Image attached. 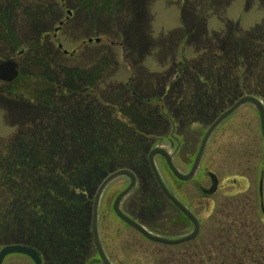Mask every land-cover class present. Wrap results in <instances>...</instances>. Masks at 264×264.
I'll use <instances>...</instances> for the list:
<instances>
[{
	"label": "rangeland",
	"instance_id": "rangeland-1",
	"mask_svg": "<svg viewBox=\"0 0 264 264\" xmlns=\"http://www.w3.org/2000/svg\"><path fill=\"white\" fill-rule=\"evenodd\" d=\"M67 11L70 14L62 30L46 40L44 34L57 27ZM38 36L43 38L36 45ZM88 37L101 41L83 45ZM48 42L54 48L60 44L68 54L54 49L50 52ZM28 44L37 50L28 53V61L19 59L21 80L13 85L0 81L2 156L15 149L36 157L45 141L51 156L67 146L62 140L66 135L68 169L79 168L86 159L84 148L91 146L96 155L111 158L113 148L103 143L111 137L98 135L108 125L128 123L123 114L109 108L110 100L113 94L124 95L129 106L135 102L131 91L137 90L141 97L150 98L142 100L148 102L144 107L149 121L139 118L137 134L144 138L146 147L160 146L173 153L176 167L184 171L186 165L181 158L190 155L178 148L176 138L194 139L198 144L205 125H188L182 102L187 98V104H193L195 118L201 116L205 123L214 111L207 101L216 102L214 107L218 109L225 107L218 99L225 95L223 86L229 83L226 93L236 97L254 92V76L261 69L257 62L264 60V0H0V59L8 58L13 49L15 55L19 50L27 51ZM207 69L211 73L209 81ZM57 79L70 83L78 95L69 96L63 84L54 95ZM197 80L203 86L217 88L207 98L202 95L203 103L188 101L200 84ZM45 90H49L48 97L43 96ZM258 98L264 103V97ZM206 112L207 117L202 115ZM113 160L106 161L113 164ZM154 162L165 185L199 218L200 234L179 247L136 241L112 210L114 198L128 185L126 177H118L104 188L97 210L99 241L112 257L124 254L133 261L125 264H214L218 244L226 240L224 234L247 233L252 228L263 229L264 233L260 210V200L264 208L263 139L258 112L251 104L238 108L212 132L200 161L197 183L182 184L173 178L160 156ZM136 168L141 175L135 192L145 188L153 193L150 175L144 167ZM208 172L218 178L219 189L204 199L198 186H209ZM100 176L97 168H89L78 180L86 184L79 193L89 197ZM63 181L68 179L63 177ZM16 216L10 230L3 228L2 232L0 227V248L22 241L40 246V235L36 237L30 230L22 235L23 217ZM188 229L186 224L185 232ZM2 264L32 262L13 254Z\"/></svg>",
	"mask_w": 264,
	"mask_h": 264
},
{
	"label": "flooded vegetation",
	"instance_id": "flooded-vegetation-1",
	"mask_svg": "<svg viewBox=\"0 0 264 264\" xmlns=\"http://www.w3.org/2000/svg\"><path fill=\"white\" fill-rule=\"evenodd\" d=\"M59 21H61V18L58 20V22ZM66 21L67 19L64 22ZM64 22L60 24L61 25L60 29L57 32L52 31L54 30L53 28L52 30H50L49 33L46 32L44 34L46 36L45 39L47 40L49 37H55V35L62 30L61 28ZM43 36H38L36 38L35 41L36 45L39 44V42H41ZM49 44H50L49 46H51L50 52H52V49H54V51L56 52H65L63 49L59 47L54 48V46H52L51 43ZM35 50L37 49L33 48L32 44H28L27 51L19 50L17 55H15L14 54L15 50L13 49L11 50L12 52L11 55L8 58H6L8 60H13L17 63V70H18L17 79L21 76L22 73V70L20 69L19 59L25 57V60L28 61L29 58L28 53ZM17 79H15L10 84L12 85L15 84L17 82ZM48 81L51 82L52 80H48ZM55 84H56V88L54 90L56 92L54 93V95L57 94L58 91L57 88L59 87L60 84H63L64 88L67 89V93L69 96L76 97L78 95V92L74 91L70 83H65V82L62 83L61 80L57 79L55 81ZM201 84L202 83H200L199 86L195 87L193 99L188 101H193L194 103L196 101H198V103L205 102L202 100V95L205 94L206 96L205 98H207V94L209 93V91L208 90L203 91L204 86L203 84L202 85ZM135 92L137 93L138 97H135L134 99H138V98L141 100L150 99L149 96L141 97V92L137 90H135ZM46 94L49 95V93ZM186 100L187 98H185L182 102V106H183L182 108L186 111V113L184 114V118H185L184 121L188 125L199 124V125H205V127H207L215 114L211 115V118L209 120H205V123H203L200 119L201 116L195 118L192 112L193 104L189 102L188 105ZM232 100H228L227 103L228 104L231 103ZM215 103L216 102H212L211 100L207 101L208 106L213 107L215 106ZM189 108H191L190 110L191 112L188 111ZM220 110H222V107L219 109V111ZM202 115L207 117V112L203 113ZM133 133H136V130ZM143 139L139 140V142L143 141ZM199 144L200 141L197 144V142L194 141V139L191 140L182 139L179 141L178 148L182 149L181 151L183 153L187 152V154L190 155L185 160L183 159V157L181 158V163L183 165H186V169L184 171H180L181 173L185 174L189 171L192 162L194 160L196 151L199 147ZM149 147L150 146H147L146 150L144 151V155L142 157L144 166L142 162L141 164L138 165L141 168L144 167L145 172L150 175V179L154 186V192L150 193L145 188H143L142 191L140 192H135V190L139 185L138 175L139 176L141 175V170L137 169L135 166H131L130 168L134 171V174L136 176V183L132 191L127 195V196L131 195L132 197L129 198L128 201H125L127 196L123 198L119 204V209L126 217H128L129 219L140 225L146 232L154 236H158L166 239H178L186 234H189L192 231L193 225L190 222V220H188L185 217V215L178 209V207L174 203H172V201L165 195V193L162 191V189L158 186L155 179L153 178L150 172V168L146 156ZM169 154L171 155V160L173 165L176 167L175 155L170 152ZM161 160L163 164H165L170 175L173 176V178H175L168 168L166 159L161 157ZM197 177H198V170L194 175V177L186 182L191 181L193 183H197L196 182ZM179 182L182 184L185 183L184 181H179ZM165 186L167 187V185ZM125 188L126 187H124L122 190H124ZM167 189L172 195H174L170 191L169 187H167ZM55 190L56 191L61 190L60 184H58L57 187H55ZM92 196L93 195L91 194L88 197L85 194H79L73 191H69V192L66 191L65 193L51 192L48 193L47 195H44L43 198L37 200L35 198L33 199V202L36 205L31 216L24 208V212L22 215L23 217L22 221L24 226L22 235L25 234V232H29V230L33 232L36 237L40 235V239H41L40 246L37 244L32 245V247H34L39 254V258H40L39 264H103L96 250L94 243V236L92 232V225H91ZM202 196L204 199H209L212 195L207 196L202 194ZM33 202L31 200H27L28 205H30ZM192 213L196 216L194 212ZM116 218L118 219V221L121 222L123 228L131 232L132 236L136 238V241L138 240L141 242H146L157 246H164L167 248L171 247V245H166L151 241L135 228L129 226L128 224L120 220L118 217ZM197 219L199 220L198 217ZM186 224L189 227L187 232H185ZM97 234H98V230H97ZM199 234L200 231L197 237L199 236ZM23 244H27V243L23 242ZM101 247L106 259L110 264H118V263L125 264L127 262L128 263L133 262L131 261V259L128 258V256L124 254H122L123 256L120 258L119 256H115V255H113L112 257L111 255H109V253H107V251L104 249L103 246ZM131 247L132 246H130V248ZM32 264L34 263L32 262Z\"/></svg>",
	"mask_w": 264,
	"mask_h": 264
},
{
	"label": "trees",
	"instance_id": "trees-1",
	"mask_svg": "<svg viewBox=\"0 0 264 264\" xmlns=\"http://www.w3.org/2000/svg\"><path fill=\"white\" fill-rule=\"evenodd\" d=\"M263 2V0H262ZM260 64V72L255 73V89L254 92L248 93V95H255L264 97V60L259 59L257 62ZM257 66V67H258ZM206 80L209 81L211 76L210 70L206 71ZM200 81V80H197ZM237 82V81H236ZM203 84V83H202ZM234 82L235 88L239 85ZM228 85L223 86L225 92L223 98H218L220 105H224L226 101L234 99L236 96L230 95L231 92H227ZM205 86V85H204ZM209 94L213 93V90H217L206 84ZM132 92V98L135 100L129 106L126 105V97L120 94L115 95L109 105L112 111L123 114L128 124L115 123V125H108L103 129V133L98 137L109 134L108 140L104 139L103 143L107 147H112V157L114 160L113 164H109L107 158L96 155L94 146L84 148L86 159L81 162L79 168L76 170L68 169L66 166L67 160V148L68 143L66 142L67 136H63V142L67 146L60 149H56L51 156H49V143L45 141L43 150L36 157L30 156L28 153H19L15 149L11 150L12 154L2 156L0 153V227L1 231L3 228L7 230L11 229L15 222L13 217L19 215L22 217L24 208L30 214H32L35 203L33 199L43 198L48 193H65L66 191H73L79 193L84 186V182H79L82 175L88 171L89 168H97L102 176L107 171L116 167H131L139 166L140 161L146 150V144L144 140L139 142L140 136L137 134V127H139V118L141 122L147 120L149 117L145 111V107L148 103L143 102L141 99H134L138 97L135 90ZM49 93L48 90L43 92V96ZM210 94V95H211ZM48 97V96H47ZM231 97V98H229ZM219 105V107H220ZM212 107V106H211ZM216 107L213 106V114L217 112ZM128 112V114H126ZM110 113L108 117H110ZM212 113V112H211ZM101 112L96 116L98 117ZM149 121V118H148ZM151 121V118H150ZM151 127V125H150ZM136 133H133L135 132ZM66 132V131H64ZM135 134V135H134ZM61 142V140H60ZM143 150V152H142ZM68 179L64 183L63 177ZM100 176V177H101ZM100 178L97 179L96 184ZM55 181V182H54ZM60 184L61 190L56 191L55 187ZM95 184V186H96ZM63 185V188L62 186ZM86 185V184H85ZM95 186L93 188H95ZM82 194V193H79ZM27 200H31L33 203L27 204ZM16 212V215H15ZM17 217V216H16ZM11 220L13 222H11ZM262 221V218H260ZM3 224V225H2ZM11 224V225H10ZM5 226V227H3ZM3 232V231H2ZM245 232L242 231H229L224 234L226 240H223L218 245V255L214 264H264V233L263 229H251ZM263 235V237L261 236ZM211 252L207 255L211 256ZM202 261V260H201ZM201 264V262H200Z\"/></svg>",
	"mask_w": 264,
	"mask_h": 264
},
{
	"label": "water",
	"instance_id": "water-1",
	"mask_svg": "<svg viewBox=\"0 0 264 264\" xmlns=\"http://www.w3.org/2000/svg\"><path fill=\"white\" fill-rule=\"evenodd\" d=\"M91 41V40H89ZM96 41L98 42L99 40L96 39ZM17 76V71H16V63L11 62V61H0V80L4 81V82H11L15 77ZM246 103H251L255 109L257 110L258 114H259V122H260V129H261V134H262V138H263V152H264V107L263 104L255 97L252 96H242L239 99H237L230 107H228L226 110L222 111L211 123V125L209 126V128L207 129V131L205 132L200 147L196 153L195 159L193 161V164L189 170V172L187 174H181L180 172H178L175 167L173 166L172 162H171V158L168 155V153L163 149V148H159L156 147L154 149H152L149 152L148 155V160H149V165L150 168L152 170V173L154 175L155 180L157 181L158 185L160 186V188L162 189V191L165 193V195L179 208V210L184 213V215L193 223V230L190 234L183 236L179 239H175V240H170V239H164L161 237H157V236H153L151 234H149L148 232H146L140 225H138L137 223H135L134 221H132L131 219H129L128 217H126L124 214H122V212L119 210V203L121 201L122 198H124L134 187L135 185V176L134 174L127 170V169H118V170H113L111 172H109L108 174H104L101 178V181L99 182V185L96 189L95 192V197H94V201H93V212H92V231L94 234V241L96 244V248L98 250V254L103 262V264H109L108 261L106 260L102 249L99 245L98 242V238H97V233H96V214H97V205H98V201L99 198L101 196V193L103 191V189L105 188V186L112 181L113 179L119 177V176H126L129 178V185L121 192L119 193L114 202H113V210L115 212V214L121 219L123 220L125 223H127L128 225H130L131 227L135 228L136 230H138L139 232H141L145 237H147L148 239L158 242V243H162V244H168V245H176L179 243H184L187 242L191 239H193L194 237H196L198 230H199V223L197 221V219L180 203L178 202L165 188L164 184L162 183L160 176L156 170L153 158L155 155L159 154L161 156H163L166 161L167 164L169 166V169L172 171V173L179 179L182 181H186L191 179L197 168H198V164L200 161V158L202 156V153L204 151L205 148V144L210 136V134L212 133V131L216 128V126H218L224 119H226L231 113H233L238 107H240L243 104ZM207 176L209 177L210 180V186L209 188H202L200 187V191L205 194V195H211L213 193L216 192L217 187H218V179L216 177L215 174L209 172L207 174ZM261 192H262V183L260 182V186H259V194L261 196ZM261 209L263 211V207L261 204ZM10 254H23L26 255L28 257H30L36 264H38L40 262L39 257H38V253L27 246L24 245H19V244H13V245H6L3 248H1L0 250V264H2L3 259Z\"/></svg>",
	"mask_w": 264,
	"mask_h": 264
}]
</instances>
